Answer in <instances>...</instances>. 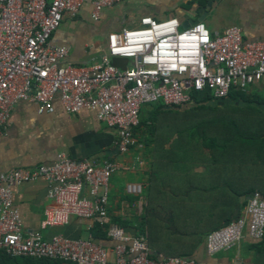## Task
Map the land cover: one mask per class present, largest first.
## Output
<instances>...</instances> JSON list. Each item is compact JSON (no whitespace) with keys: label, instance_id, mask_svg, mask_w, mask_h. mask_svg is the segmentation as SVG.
I'll list each match as a JSON object with an SVG mask.
<instances>
[{"label":"built area","instance_id":"obj_1","mask_svg":"<svg viewBox=\"0 0 264 264\" xmlns=\"http://www.w3.org/2000/svg\"><path fill=\"white\" fill-rule=\"evenodd\" d=\"M86 0H0V136L18 102L35 104L39 114L53 113L58 101L63 111L94 113L116 132L120 156L132 154L128 168L142 165V146L135 129L143 106L162 103L185 107L194 101L228 99L264 82V40L245 41L237 26L210 32L198 22L181 28L176 18L142 16L138 26L110 33L106 52L89 66L65 63L66 46L52 43L64 16L76 17ZM125 0H94L91 20ZM115 60L126 61L121 67ZM117 162L97 158L72 160L63 153L51 165L0 172V264L4 258H31L70 264H197L184 257L155 256L146 233H127L108 214L109 182ZM44 182L47 199L39 229L23 231L13 203L14 189ZM129 195L141 197L143 186L129 183ZM98 225L111 246L91 236L69 239L43 231L65 227L71 218ZM264 238V197L254 192L241 215L205 237L209 257L238 245L244 233Z\"/></svg>","mask_w":264,"mask_h":264},{"label":"crops","instance_id":"obj_2","mask_svg":"<svg viewBox=\"0 0 264 264\" xmlns=\"http://www.w3.org/2000/svg\"><path fill=\"white\" fill-rule=\"evenodd\" d=\"M93 1L86 0L76 17L64 16L52 35L53 44L69 48L65 63L94 65L106 52V39L110 33L137 27L142 16L156 20L176 18L181 24L196 20L198 9L204 7L208 0H204V4L202 0H125L103 9L97 22L90 17ZM202 23L212 33L237 26L245 41L264 40V0H215ZM114 63L121 67L127 65L122 60ZM115 140L116 132L100 123L92 112L69 115L55 101L53 113L39 114L35 104L21 101L12 109L9 124L0 136V172L51 165L58 153L77 161L97 158L99 161L117 162L120 168L109 182L108 214L113 222L131 235L136 232L137 216L149 210L145 195L150 181L154 177L158 181L167 178L169 181L165 183L164 191L186 186L187 192L194 194L189 204L194 212L189 219H173L172 214L159 205L149 210L148 217L155 221V227L160 226L161 229L154 245L149 242L146 231L149 248L155 256L184 257L195 260L197 264H264L263 242L253 241L247 232L230 250L211 257L205 254L206 235L241 215L244 209L240 204L233 205L230 220L222 221L227 208L220 203L215 205L216 199L206 198V195L216 194V181H219L221 190L222 180L225 182L227 179L226 169L222 171L221 163L216 171L208 159H151L150 149L144 144L142 165L131 170L128 165L132 154L120 156ZM129 183L143 186L141 197L126 192L125 187ZM47 190L44 182L25 183L14 189L13 203L20 213L23 231L39 229L44 209L52 205L47 199ZM89 226L90 222L73 217L65 227L43 231V236L48 239L54 234L69 239L91 236L96 243L105 246L106 241L94 236V226L91 229Z\"/></svg>","mask_w":264,"mask_h":264},{"label":"trees","instance_id":"obj_3","mask_svg":"<svg viewBox=\"0 0 264 264\" xmlns=\"http://www.w3.org/2000/svg\"><path fill=\"white\" fill-rule=\"evenodd\" d=\"M167 107L162 103L149 104L143 106L139 113V125L135 129V136L140 133V127L146 124V132L151 137V141L148 139L145 144L150 149L151 159H208L216 171L221 163L222 171L226 169L227 179L225 182L222 180L221 190L219 181H216L214 185L216 194L206 195V198L216 199L215 205L220 203L222 207L227 208L222 221L230 220L232 206L240 204L244 207L247 198L254 192L264 197V98L262 96L234 91L225 100L210 102L205 99L194 101L190 106H171V109ZM180 111L191 112L197 116L181 125L160 118L161 115ZM168 181L167 178L158 181L155 177L150 181L145 195L147 206L159 205L165 211L167 209L173 219L178 217L189 219V215L194 212L189 208L190 199L194 194L188 193L186 186L181 189L171 187L169 191H164L163 187ZM223 186L226 187V191ZM201 197L204 199L203 195ZM92 231L94 236L108 243H105V246H111L102 228L95 225ZM146 231L143 225L136 228V232L139 233ZM147 234L149 242L154 245L157 238L154 234L152 237L148 231ZM261 241L264 244V238ZM1 261L5 264L62 262L31 258H4Z\"/></svg>","mask_w":264,"mask_h":264},{"label":"rangeland","instance_id":"obj_4","mask_svg":"<svg viewBox=\"0 0 264 264\" xmlns=\"http://www.w3.org/2000/svg\"><path fill=\"white\" fill-rule=\"evenodd\" d=\"M243 93H245L246 95H259L264 98V82L252 86L249 90ZM183 112L184 111H180L179 113H172L169 115H161L160 118L165 119L172 124L177 123V125L179 124L181 125L183 123L186 124L187 120L197 116L196 114L194 116L191 112L189 113H183ZM139 131L140 133L137 134V140L141 146H143L146 141L149 140L151 141V137L146 132V124L144 126H141ZM147 136L150 137L149 140L146 138ZM152 209H153V205H150L149 210ZM149 210L142 211V213L139 214V216H137L139 219V221L137 222V227H139V225H143V228L146 229L152 237L153 234L155 237H157L158 231L161 229L160 226L154 227V229L152 228L153 226H155V221L148 217Z\"/></svg>","mask_w":264,"mask_h":264},{"label":"water","instance_id":"obj_5","mask_svg":"<svg viewBox=\"0 0 264 264\" xmlns=\"http://www.w3.org/2000/svg\"><path fill=\"white\" fill-rule=\"evenodd\" d=\"M215 0H208L206 5L200 9H198V13H199V17L196 20H188L185 21L184 23L181 24V28L182 29H187L189 26L194 25L198 22H202L204 17L206 16L207 12L209 11V9L211 8L213 2ZM190 106V105H189ZM167 109H171V107H167ZM249 199V197L247 198V200Z\"/></svg>","mask_w":264,"mask_h":264}]
</instances>
